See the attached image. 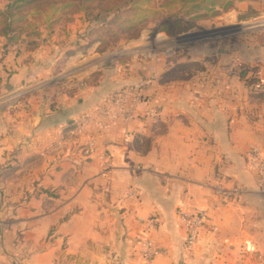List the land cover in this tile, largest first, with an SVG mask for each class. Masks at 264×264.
Returning <instances> with one entry per match:
<instances>
[{
  "label": "crops",
  "instance_id": "1",
  "mask_svg": "<svg viewBox=\"0 0 264 264\" xmlns=\"http://www.w3.org/2000/svg\"><path fill=\"white\" fill-rule=\"evenodd\" d=\"M245 3L264 8V0ZM20 68L12 80H36L38 68ZM165 72L141 74L153 78L155 96L128 123L100 113L109 94L133 83L131 73L82 83L84 99L64 93L55 108L0 124V217L21 212L20 246L42 245L19 264H142L139 220L151 217L154 264H264V196L246 157L252 147L264 151V95L235 73L213 77L218 86L204 71L165 84ZM152 107L156 119L146 115ZM232 187L240 192L223 203L217 189ZM203 209L210 221L190 253L180 213ZM13 233L0 229V264L19 251Z\"/></svg>",
  "mask_w": 264,
  "mask_h": 264
},
{
  "label": "rangeland",
  "instance_id": "2",
  "mask_svg": "<svg viewBox=\"0 0 264 264\" xmlns=\"http://www.w3.org/2000/svg\"><path fill=\"white\" fill-rule=\"evenodd\" d=\"M6 5V0H0V9ZM243 12V16L239 15ZM219 13L213 18L194 20L163 12L160 18L151 20L135 40L104 36V31L100 32L101 25L90 22L83 12L61 15L53 25L39 22L34 36H28L34 31L30 29L20 42L7 47L6 40L0 38V124L13 123L23 112L55 108L61 103L58 96L64 93L75 92L76 99H84L85 93L76 89L82 83L95 85L102 76L113 79L119 74L129 81L125 78L126 73L133 76V83L128 86L153 79L163 71L168 72L165 84L189 81L201 74L209 82L213 77L221 79L235 73L253 86L258 97L264 95V84H261L264 79V8L261 4L238 2L232 10ZM230 23H236V26H225ZM215 26L221 28L215 29ZM114 32L121 35L117 27ZM70 62L75 64L67 68ZM191 63L199 66L192 67ZM21 64L26 71L38 68L34 82L22 86L12 80ZM198 67H203L204 72L200 74L194 70ZM144 73L152 77L144 79L141 75ZM120 122L129 121L114 123ZM21 214L10 210L6 216L0 217L4 222L0 223V229H12L13 244L19 247V251L12 252L14 255L10 257L13 264H19L18 260L23 256L42 250V245L36 248L33 245L20 246L22 236L20 230H16V221ZM63 251L62 248L59 253Z\"/></svg>",
  "mask_w": 264,
  "mask_h": 264
},
{
  "label": "trees",
  "instance_id": "3",
  "mask_svg": "<svg viewBox=\"0 0 264 264\" xmlns=\"http://www.w3.org/2000/svg\"><path fill=\"white\" fill-rule=\"evenodd\" d=\"M7 5L0 9V38L8 44L20 42L28 30H35L41 23L52 24L62 15L83 12L90 22L101 25L100 32L109 38L138 39L147 24L160 18L163 12L171 16H185L194 20L218 16L220 11L232 10L238 2L258 0H6ZM255 13V12H251ZM250 14V13H249ZM248 16V15H247ZM253 16V14L251 15ZM249 16V17H251ZM245 17V16H244ZM242 18V17H240ZM40 23V24H41ZM118 28L121 35L114 32ZM101 40V37L98 38ZM95 40V42H99ZM106 43V41H100ZM192 67H197V63ZM186 69V67H182ZM194 70L202 72L203 67ZM165 73L160 79L165 81Z\"/></svg>",
  "mask_w": 264,
  "mask_h": 264
},
{
  "label": "built area",
  "instance_id": "4",
  "mask_svg": "<svg viewBox=\"0 0 264 264\" xmlns=\"http://www.w3.org/2000/svg\"><path fill=\"white\" fill-rule=\"evenodd\" d=\"M216 85H221V80L214 79ZM153 82L142 81L140 83L133 84L111 93L105 100V109L100 113V116L107 118L108 122L116 121H130L134 118L138 107L149 101ZM158 109L155 107L150 108L146 115L151 119L158 117ZM85 127L83 124L78 127V132L81 133ZM93 143H91V146ZM247 165L249 171L254 173L257 178L259 192L264 196V151L258 147H252L247 152ZM240 192L238 187L219 188L216 191V195L223 203H228L232 198ZM180 220L182 221V227L185 231V246L187 252H192L198 242L200 233L209 224L210 215L207 210H199L197 212L183 211L180 213ZM140 223L145 225L143 234L145 235L139 242L140 257L142 258V264H154L155 258L160 254V251L154 246L153 242L148 238L147 232L153 229L157 224V218L151 217L148 220H139Z\"/></svg>",
  "mask_w": 264,
  "mask_h": 264
}]
</instances>
